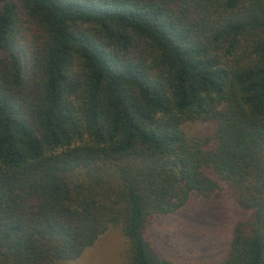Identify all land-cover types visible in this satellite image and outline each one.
<instances>
[{"label":"trees","instance_id":"trees-1","mask_svg":"<svg viewBox=\"0 0 264 264\" xmlns=\"http://www.w3.org/2000/svg\"><path fill=\"white\" fill-rule=\"evenodd\" d=\"M223 183L248 215L213 264H264V0H0V264L116 223L122 264H175L151 217Z\"/></svg>","mask_w":264,"mask_h":264},{"label":"rangeland","instance_id":"rangeland-1","mask_svg":"<svg viewBox=\"0 0 264 264\" xmlns=\"http://www.w3.org/2000/svg\"><path fill=\"white\" fill-rule=\"evenodd\" d=\"M187 135H206L210 124L186 121ZM248 215L229 194L225 183L208 200L191 191L185 203L173 212L151 217L148 235L157 252L175 264H213L225 254L233 223ZM128 254V241L120 223L109 225L74 260L55 264H122Z\"/></svg>","mask_w":264,"mask_h":264}]
</instances>
